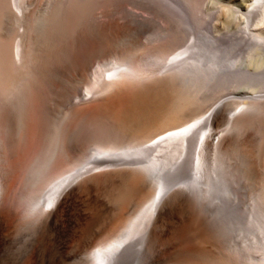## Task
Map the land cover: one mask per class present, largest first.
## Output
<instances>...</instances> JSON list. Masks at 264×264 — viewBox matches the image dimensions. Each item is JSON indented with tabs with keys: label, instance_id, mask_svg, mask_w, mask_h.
I'll list each match as a JSON object with an SVG mask.
<instances>
[{
	"label": "bare ground",
	"instance_id": "bare-ground-1",
	"mask_svg": "<svg viewBox=\"0 0 264 264\" xmlns=\"http://www.w3.org/2000/svg\"><path fill=\"white\" fill-rule=\"evenodd\" d=\"M136 1L155 6L169 18L175 29L167 37L179 36L178 46H184L183 49L170 56L163 53L148 56L137 65L125 58L98 65L91 73V86L81 96L72 95L70 106L97 94L122 90L117 80L134 78L137 83L162 71L169 73L168 79L177 84L192 87V91L198 88L201 99L211 98L209 109L196 117L185 115L193 104L178 105L179 108L176 105V110L167 114L162 109L160 114L165 123L180 122L139 143L124 146L119 140L120 147L102 146L100 133L98 142L97 133L93 136L97 143L89 140L87 143L92 144L84 147L77 139L76 143L70 141L63 131L58 135L55 132L52 138L51 130L48 132L46 128L44 146L17 178L25 181V207L20 213L14 212L6 201L13 173L10 160L26 137L32 104L28 101L27 82L26 89H21L23 93L19 91V96L24 97L20 96L24 99L19 104L20 110L16 109L18 103L14 104L13 98L11 102L1 99L14 94L10 84L24 76L23 64L28 57L20 30L18 34L14 32L18 35L14 41L7 39V45L0 36V77L4 73L12 79L8 81L10 84L3 81L9 79L7 76L0 79L7 85L0 86V264H153L156 252L171 238L187 237L182 241L192 242L194 249L201 246L206 250L207 241L214 240L216 231L219 236L230 234L231 242L229 238L226 242L235 243L234 250L236 246L240 248H237L241 252L239 263L264 264V170L263 181L256 191L253 189L249 202L243 204L240 200V195L247 194L244 184L257 175L255 165L264 164V17L260 11L264 0H254L245 20L237 23L233 31L219 28L212 20L201 22L197 10H192L191 0ZM6 5L15 9L21 22L24 17L20 0H0L1 28L3 14L6 16L8 12H3ZM131 15L141 21H154L135 13ZM157 37L162 36H149ZM154 61H167L166 67L149 69ZM138 66H147V75ZM153 86L146 88L154 93ZM148 94L145 95L149 99ZM156 97L159 99L157 94ZM146 100L143 104H147ZM47 110L39 108V113L48 114ZM14 111L19 115L18 131L14 127ZM36 127L37 137L42 138V125ZM124 132L109 137L128 136ZM89 136L86 135V140ZM127 214L129 217H125L119 228L106 234L112 223ZM210 227L216 229L214 235ZM244 232L253 236L250 246L245 244L251 251L244 252L245 242L240 243ZM245 238L247 235L241 240ZM232 255L236 254L232 252Z\"/></svg>",
	"mask_w": 264,
	"mask_h": 264
},
{
	"label": "rangeland",
	"instance_id": "rangeland-1",
	"mask_svg": "<svg viewBox=\"0 0 264 264\" xmlns=\"http://www.w3.org/2000/svg\"><path fill=\"white\" fill-rule=\"evenodd\" d=\"M87 1L20 0V6L24 14L22 19L23 23L18 20L14 12L15 9L12 10L13 8L11 9L10 5H6L8 7H6V10L3 11L4 13L8 11L6 16L2 13L4 15L2 18L5 19H2L4 20V23L3 21L1 22L2 28L0 27V29L2 31L0 36L3 37L0 39L2 41L5 39L4 42L7 45L9 44V38H12V41H14L13 39L18 36L17 32L20 30L24 40L23 50L25 51V55L28 57V59L23 64L24 76L21 78H23L24 81H22L23 79L19 80L21 78L13 79L17 80V82L19 80L22 83L18 82V84H16V81V83L12 82V79H10L11 77L5 75L4 73V76L2 75V77H0L1 80L5 79L4 77L6 76L9 77L10 80L6 78L3 81H6V83L8 81L12 82L11 84L9 82L8 83L10 86L12 85V87H14L12 92L15 90L14 94L11 93V98L4 97L1 99L11 102L13 98V103H18L16 109L20 110L21 101L24 100L21 99L24 97H22L21 95L23 94H21L20 99L19 94L23 93V90L21 89H26L27 82V87H29V92L27 95L28 101H32L29 103L30 106L32 104V108L30 107V119L26 137L24 140L19 142L17 146L18 148H16V151L10 160L13 173L7 192V195H9L6 196V201L8 200V202L11 203L14 212L20 213L25 207V201L23 198L26 193L25 181L23 179L17 178L22 175L29 161H31V159L37 155L40 148L44 146L46 128L49 129L48 132L51 130L49 135L52 138L54 135H58L63 131L66 135H69L67 137L70 141L73 139L75 142L77 139V143H82V146L84 144V147L92 143H97L100 135L103 138L99 139L102 146L104 145L107 147L109 145L110 147H120V143H122V145L125 144L124 146H126L128 143H139V140H143L144 138L147 140L150 139V137L160 134L168 129L170 130V128L174 127V123H178L180 121H172L173 123H171V121H166L167 123H165L163 119L164 116L160 113H168V111L172 112L173 110H176V105L177 108H179L186 104H193L191 109L185 113L186 116L191 117L202 115L209 109L211 98L201 99L199 97L198 88H195V90L192 91V87L187 88L189 86L180 84L179 82V84H177V81L168 79L170 77H167L169 73L166 75V72H164V74L162 71L157 72V74L155 73L150 78H148V80L147 78L145 80L141 79L137 81V83H135L136 81H133L135 80L134 78H124L117 80L116 84L119 87H122V90L118 92L107 91L106 94H97L90 99H85V101L84 99L82 101L80 100V103L78 102L77 105L71 107L69 102L71 99L70 97H72V95L81 96L83 92L91 86V73L98 65L110 64L123 58L129 60L132 64L137 65L142 59H146L148 56H153L155 54L157 55L159 53H163L164 56H170L175 51L181 50L184 47L182 46L181 48L178 46L179 36L176 35L173 37V35H171V37H167L169 34L173 33L175 25L169 22V18H167L166 15L164 16L163 12L158 11L155 6L153 8V6L147 5V2H135V0ZM191 2V4H193L191 6L193 7L192 10H197L196 14H198L196 16L198 19H201V22L212 20L213 22L215 21V24L219 26V28H222L225 31H233L236 28L237 23L245 20L246 11L254 3V0H191ZM261 7V17L263 18L264 6L261 5ZM131 13L141 15L146 19L147 17L152 18L154 21H141L131 15ZM169 30H172V32L169 33ZM155 34H158L162 37L154 38L155 41L153 38H149V36ZM12 41L10 40V44ZM166 62L167 61L155 62L153 65L149 66V69L161 70V68L166 67ZM138 68L141 69L140 72L142 74L147 75V66H138ZM164 77L166 78L164 79ZM1 80L0 86H3L5 83H2ZM129 80L133 81L134 83H130ZM149 80H154V82H150ZM127 82L130 84H127ZM175 83L177 85H175ZM144 84H147L149 87L153 86L154 84V91L155 89L156 91L154 93L153 91L151 92V88H146L147 85L144 86ZM4 86L6 87L7 85L5 84ZM175 87L177 89H175ZM143 89H145V94H147V92L150 93L148 96L149 99L152 100L150 101L151 103L146 100L148 98H146L147 96L143 94ZM19 91L21 92L19 93ZM155 93L159 96V99H157ZM15 96H17V98ZM14 98L17 100L20 99V101H17ZM140 98L145 99L147 104H143L145 100L141 103L140 101L142 99ZM160 98L162 100H160ZM15 101L17 102L15 103ZM153 101L156 103L160 102V105L156 104L155 102L153 105ZM161 105L164 108H162ZM75 106L79 107L76 108ZM42 107L44 108V112L48 108L47 112L49 115L47 113L44 114V112L43 114L39 113V108ZM150 108L152 109L149 110ZM155 108H157V110ZM162 109L163 112H161ZM17 110L16 112L19 114L20 111L18 112ZM74 110L77 113L74 116H71L73 117L71 118L69 112L71 115H73V113H75ZM16 112H13L16 115L13 116V118L16 117L13 122L15 129L18 131L19 115H17ZM118 118L121 120L119 119L118 121ZM162 120L164 122H162ZM37 123L42 125L44 129H42V131H44L42 132V138L37 137ZM81 125H83V127ZM71 127L73 129H71ZM56 129L57 131H55ZM78 129L81 130L79 131ZM221 129H224V126H222ZM76 130L79 132V136L75 133ZM119 131H122V133L124 132L126 134L128 132V136L117 138L109 137L110 134H118ZM94 133H100V135H95ZM87 134L90 135L88 140H86ZM136 134L139 135L137 136ZM84 135L85 137H83ZM94 135L96 139L98 138L97 142L93 137ZM81 137L86 140V143L85 141H82ZM92 137L94 139H92ZM89 140L91 142L95 140V142L93 141L92 143H87ZM263 168V162L255 165V174L257 175H254V178L252 181L250 180L248 184H244L247 194L240 195V200L241 202L243 201V204L249 202L250 195L257 190V188L260 186V183L263 181ZM146 185L148 186H146L148 189L150 187V182L147 181ZM118 201H121V198ZM8 202H6V204H8ZM129 212H131V210H129ZM129 214L125 215L122 220L112 223L113 225L111 224L109 226L106 234H111L114 230L119 228L120 224L125 220V217H129ZM210 228L209 231L212 230L213 227ZM213 230L210 232L214 235L216 229L214 232ZM216 232V236L214 235L216 239L213 237L214 240L210 239V241H207V243H209L207 244L209 248L207 246L206 250L204 249L206 247L201 248V246L194 249V245L192 244L191 240V243H188L189 241H182L187 237H183V239L179 238L180 240H178L177 237L171 238L170 240L172 242L170 243V240L168 242L169 245L171 244V246H169L168 243L164 245L163 248H161V246L154 256L153 264L239 263L238 259L241 253L239 250L240 248L237 246L235 247V250L239 251L238 255V251L235 252L233 248V246L236 244L233 242L230 243V234L228 235V232H226V234H224L225 236L221 235L224 238L226 237V239H224L218 235V232ZM244 234L245 232L242 234L241 239H243L246 235L249 239L245 238L246 240L244 241L240 239V243L242 244L245 242L242 245L245 246L246 244L247 246H250V236L251 238H253V236L249 235L251 234L249 232L246 233V235ZM217 235L220 238H218ZM227 238L230 239V244L226 242ZM218 239L219 241L220 239H223V243L219 242ZM247 240L248 242H246ZM225 243L226 245H224ZM190 244L191 248H189ZM245 247L244 252L246 251L245 249L250 250L251 248ZM173 249L174 251H172ZM187 249L190 251V253ZM193 249L196 251L194 252ZM197 249L200 250L197 251ZM180 250L181 252L179 253ZM184 252L185 254L182 255ZM232 252L236 254V258L233 257ZM232 258H234V261ZM240 261L242 260L240 259Z\"/></svg>",
	"mask_w": 264,
	"mask_h": 264
}]
</instances>
